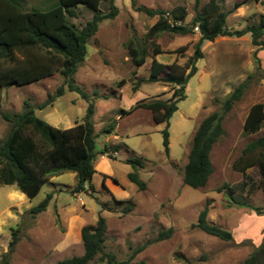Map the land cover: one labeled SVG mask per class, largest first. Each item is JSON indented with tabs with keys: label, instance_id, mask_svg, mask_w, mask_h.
I'll use <instances>...</instances> for the list:
<instances>
[{
	"label": "rangeland",
	"instance_id": "rangeland-1",
	"mask_svg": "<svg viewBox=\"0 0 264 264\" xmlns=\"http://www.w3.org/2000/svg\"><path fill=\"white\" fill-rule=\"evenodd\" d=\"M27 10L34 6L43 7L45 0H22ZM110 1L118 7L114 18L99 24V29L87 44L88 54L76 74V82L95 102L93 117L98 150L107 147L108 155L118 151L115 159L108 161L114 167L117 186L111 181L103 183L97 174L93 179L96 191L73 193L77 184L74 172L56 175L54 183L44 186L28 204L16 185L0 184V263L8 250L11 228L19 229V240L11 256L12 264H61L68 257L84 252L81 229L94 224L99 214L107 220L105 250L112 252L119 260L128 259L140 245L131 264L145 261L147 264H241L252 249L251 243L240 245L224 241L216 236L192 227L198 214L208 204L209 215L214 222H221L224 228L241 229L251 234L264 235V195L257 185L249 192L252 182L260 181L257 167L247 169L244 174L236 167L246 144L264 133L262 129L254 134L245 133L244 122L251 106L264 103V76L257 70L258 62L264 69V48L253 50L247 37H218L212 43L203 45L204 57L197 62L198 71L185 87V99L178 102V110L170 120V154L164 152L162 130L165 123H156L150 109L139 106L130 113L133 105L171 98L174 85L163 82H147L153 59L164 64L177 62L185 65L193 55L200 33L181 35L162 32L149 37L150 28L158 16H149L136 11L131 0H102L100 9L108 12ZM243 0H224L223 6L230 11L227 25L233 30H243L258 23L264 15V1L247 2L234 9V3ZM139 5L152 9L169 11L177 6L188 10L186 24L196 13V0H137ZM209 0H201L200 9ZM56 4L50 0L45 8ZM76 17L69 20L81 28L93 14V10L80 5ZM135 38L146 48V62L136 67L129 55L127 43ZM159 45L162 53L154 55ZM185 47V48H183ZM253 48V49H252ZM249 75L241 100L224 116L225 134L214 145L211 160L214 171L203 188H192L183 183L184 168L192 147L193 137L201 121L210 113L219 110L222 101ZM126 83L119 85L121 80ZM64 84L60 73L24 86H8L1 90V112H21L24 101L36 109V114L53 126L66 128L69 122L81 121L88 107V101L79 93L66 90L50 106L38 109V105L55 94ZM138 85V89L133 87ZM95 92L97 95H95ZM106 96L107 99L103 97ZM111 125L112 132H105ZM12 125L0 113V141L10 132ZM139 158L136 164L139 176L147 183L145 190L135 184L126 186L128 173L133 165L128 159ZM99 161L96 162V165ZM244 184V185H242ZM116 187V191L111 189ZM224 187L222 191H218ZM115 192V193H113ZM48 193L52 199L47 209L32 217L31 208L42 201ZM249 203L260 208L256 212L242 206ZM128 203L132 210L124 211ZM173 228L170 237L158 239L160 232ZM90 264H106L99 258Z\"/></svg>",
	"mask_w": 264,
	"mask_h": 264
},
{
	"label": "trees",
	"instance_id": "trees-1",
	"mask_svg": "<svg viewBox=\"0 0 264 264\" xmlns=\"http://www.w3.org/2000/svg\"><path fill=\"white\" fill-rule=\"evenodd\" d=\"M200 1L196 0V13L191 22L186 24L189 13L184 6L164 11L148 8L139 5L137 0H131L132 7L136 11L145 12L149 16H158L157 22L148 32L149 37H157L165 31L187 35L194 33L196 28L200 33L193 55L185 65L177 62L164 64L155 58L152 61L146 81L174 85L171 98L138 103L130 110H122L126 114L143 106L152 111L156 123H165L162 135L164 152L167 156L170 154V120L178 110V102L186 97V84L198 71L197 62L204 57V42H214L220 36L241 37L249 33L252 45L258 49L264 48L263 14L258 23L248 25L243 30H233L227 25L230 11L224 8V0H209L206 5L198 9ZM49 2L50 0H45L44 6ZM101 2L102 0H56V4L48 8L34 6L27 10L22 0H0V105L3 88L33 84L55 73L63 76L64 84L58 87L55 94H49L48 99L38 105V109L42 110L50 106L58 97L63 96L66 90L77 92L88 101L84 118L67 129L53 126L40 118L28 100L24 101V109L21 112L0 111L3 118L12 125L6 138L0 141V184L16 185L29 198L36 197L53 176L65 172H74L77 175L74 194L86 192L93 195L96 191L93 183V177L97 172L95 163L100 155L109 152L107 147L103 150L97 149V133L93 121L96 105L89 94L76 82V74L86 59L87 44L97 33L99 24L105 19L114 18L118 12V7L113 1H110L109 11L103 12L100 9ZM246 2V0L236 1L233 8H240ZM80 5L93 10L92 17L81 28L69 20V17L77 16L76 9ZM127 47L133 64L136 67L142 66L146 62V48L140 46L135 38L129 40ZM162 52L160 46L156 45L154 55ZM257 70L264 76L260 62ZM252 78L253 75H249L222 101L219 110L210 113L201 121L193 137L188 162L184 168L185 185L192 188L206 186L214 171L211 151L225 134L224 116L236 102L241 100ZM125 83L123 79L119 85ZM137 86L135 85L133 89L137 90ZM103 98L107 99L106 96ZM262 126H264V103L258 102L249 109L244 122V131L254 134L259 132ZM114 127L111 125L105 129V132H112ZM109 157L115 159L113 155ZM127 162L134 168L128 173L129 180L135 183L138 189L145 190L147 183L140 178L136 167V164L142 165V160L135 158L128 159ZM236 167L244 174L247 169L257 167L260 181L258 184L252 182L248 191L251 192L257 185L264 195V133L245 145ZM103 183L105 185V178ZM223 188L220 187L218 191H222ZM52 196V193H48L42 201L31 208L32 217L47 209ZM239 204L260 212V208L249 203L239 202ZM131 210L132 204L128 203L124 211ZM208 214L207 204L198 214L197 221L192 227L221 240L233 241L232 232L211 222ZM107 228V220L102 214L98 215L94 224L84 225L81 229L83 254L65 258L61 264H90L98 256L106 261V264H131L132 259L145 248V245L138 246L128 259L119 260L114 253L105 250ZM172 232L173 228L170 227L160 232L158 239L170 237ZM18 233V228H11L8 250L0 264H12L11 256L19 240ZM248 243L249 241L243 242L245 245ZM138 264L147 263L139 261ZM241 264H264V235L262 242L253 248Z\"/></svg>",
	"mask_w": 264,
	"mask_h": 264
},
{
	"label": "crops",
	"instance_id": "crops-1",
	"mask_svg": "<svg viewBox=\"0 0 264 264\" xmlns=\"http://www.w3.org/2000/svg\"><path fill=\"white\" fill-rule=\"evenodd\" d=\"M264 0H260L259 2H263ZM242 37V36H241ZM243 37H247V40H250L251 41V36H250V34L249 33H246V34H244L243 35ZM237 38H240V37H237ZM207 42V41H206ZM205 43V42H204ZM207 43H212V42H207ZM254 48V49H253ZM252 49L253 50H256L257 49V47H253ZM136 105V104H135ZM135 105H133L132 107H134ZM47 121V120H46ZM48 122V121H47ZM49 123V122H48ZM75 125V123L73 124V123H71V122H69L68 124H67V127L66 128H63V129H67V128H71V127H73ZM112 153V155L116 158V156L118 155V151H113V152H111ZM108 159H109V155L107 156V155H100L98 158H97V161H99V164H97L96 165V163H95V168H96V170H97V172L95 173V175H97V174H99L102 178H103V180H104V178H105V184H108V183H110L111 181H113L115 184H116V187L117 186H121V184H119V182H117V181H115L114 180V178H115V174H114V167H113V165L108 161ZM96 161V162H97ZM95 175H94V177H95ZM94 177H93V179H94ZM55 179H56V176H53L52 178H51V180H50V182L49 183H47V184H58V183H54V181H55ZM46 184V185H47ZM124 184L126 185V186H129V187H132V184H135V183H133L132 181H130L129 180V178H128V181H124ZM136 185V184H135ZM137 186V185H136ZM96 187V186H95ZM116 187H111V189H113V190H115L116 191ZM44 188V187H43ZM43 188H42V190H43ZM41 190V191H42ZM41 193V192H40ZM39 193V194H40ZM113 193H115V192H113ZM38 194V195H39ZM25 195V198L27 197V199H25V201H27V203L28 204H31V205H33V201H34V199L35 198H37L38 197V195L36 196V197H34V198H29L25 193H21L20 195L19 194H17V192H15V196H24ZM208 219L211 221V222H213V223H215V224H217V225H220V226H222V227H225L224 226V224L223 223H221V222H214L211 218H210V215L208 214ZM243 222H244V219L243 220H241L240 221V224H239V227L237 228V230L235 231V230H232V229H229L231 232H232V234H233V238H234V240H235V242L237 243V244H240V245H245V244H243V242H245V241H249L250 243H251V246H252V249L250 250V252H248V255L251 253V251L253 250V248L254 247H256V246H258L261 242H262V238H263V233L261 232V233H257V234H251V233H249V232H246V231H244V229L242 230L241 229V224H243ZM227 228V227H226ZM228 229V228H227ZM246 245H248V244H246ZM247 255V256H248ZM246 259V258H245ZM244 259V260H245ZM243 260V261H244Z\"/></svg>",
	"mask_w": 264,
	"mask_h": 264
},
{
	"label": "built area",
	"instance_id": "built-area-1",
	"mask_svg": "<svg viewBox=\"0 0 264 264\" xmlns=\"http://www.w3.org/2000/svg\"><path fill=\"white\" fill-rule=\"evenodd\" d=\"M197 29V28H196Z\"/></svg>",
	"mask_w": 264,
	"mask_h": 264
}]
</instances>
